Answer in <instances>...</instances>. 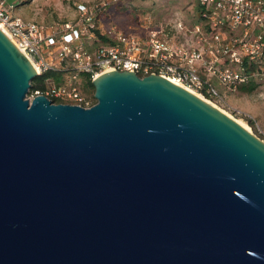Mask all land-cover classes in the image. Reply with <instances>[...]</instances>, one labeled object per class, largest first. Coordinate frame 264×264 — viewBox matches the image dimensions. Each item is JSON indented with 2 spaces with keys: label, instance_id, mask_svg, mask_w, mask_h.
Masks as SVG:
<instances>
[{
  "label": "water",
  "instance_id": "1",
  "mask_svg": "<svg viewBox=\"0 0 264 264\" xmlns=\"http://www.w3.org/2000/svg\"><path fill=\"white\" fill-rule=\"evenodd\" d=\"M0 28V264H264V140L156 73L27 97Z\"/></svg>",
  "mask_w": 264,
  "mask_h": 264
},
{
  "label": "built area",
  "instance_id": "2",
  "mask_svg": "<svg viewBox=\"0 0 264 264\" xmlns=\"http://www.w3.org/2000/svg\"><path fill=\"white\" fill-rule=\"evenodd\" d=\"M23 1L0 0V23L43 75L32 97L88 107L96 99L85 93L83 76L112 69L160 74L216 101L264 83V0H197L196 22L144 20L142 33L104 26L112 0L78 4L77 20L60 24L22 18L15 9Z\"/></svg>",
  "mask_w": 264,
  "mask_h": 264
},
{
  "label": "rangeland",
  "instance_id": "3",
  "mask_svg": "<svg viewBox=\"0 0 264 264\" xmlns=\"http://www.w3.org/2000/svg\"><path fill=\"white\" fill-rule=\"evenodd\" d=\"M99 0H24L15 13L24 19L60 24L75 22L79 17L78 4H93ZM197 0H112L104 26L132 33H142L144 20L152 25H163L176 19L186 24L198 20ZM214 83L218 85L217 81ZM220 87V85H218ZM92 98L94 90L84 89ZM27 97L32 98L30 90ZM220 108L235 119L248 125L256 135L264 140V83H258L250 91L228 92L224 101H216Z\"/></svg>",
  "mask_w": 264,
  "mask_h": 264
},
{
  "label": "trees",
  "instance_id": "4",
  "mask_svg": "<svg viewBox=\"0 0 264 264\" xmlns=\"http://www.w3.org/2000/svg\"><path fill=\"white\" fill-rule=\"evenodd\" d=\"M42 78H43V75H37V76H35L34 78L31 79V81H30V83H31V85H30V93L32 92V90L34 88L41 87ZM83 78H84L83 88L84 89L91 88V89L94 90V85H93L92 80L90 79V77L87 76V75H84ZM255 85L256 84L251 83V84H248L246 86H240V90L250 91L251 89H253L255 87ZM92 98L95 100L94 96Z\"/></svg>",
  "mask_w": 264,
  "mask_h": 264
},
{
  "label": "bare ground",
  "instance_id": "5",
  "mask_svg": "<svg viewBox=\"0 0 264 264\" xmlns=\"http://www.w3.org/2000/svg\"><path fill=\"white\" fill-rule=\"evenodd\" d=\"M0 28L4 31V28L2 27V24L0 23ZM182 86V85H181ZM185 87V86H184ZM199 96H201V95H199ZM205 98V97H204ZM207 99V98H206ZM208 101H210L213 105H215L217 108H219L220 110H222L223 112H225L224 111V109H222V108H220L216 103H214L213 101H211V100H209V99H207ZM226 113V112H225ZM238 122H240L241 124H243L244 126H246L247 128H249L248 127V125H246L244 122H242V121H240L239 119H236Z\"/></svg>",
  "mask_w": 264,
  "mask_h": 264
}]
</instances>
